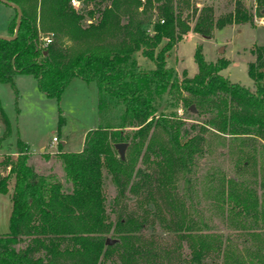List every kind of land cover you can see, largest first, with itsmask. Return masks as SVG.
Listing matches in <instances>:
<instances>
[{
  "label": "trees",
  "instance_id": "trees-1",
  "mask_svg": "<svg viewBox=\"0 0 264 264\" xmlns=\"http://www.w3.org/2000/svg\"><path fill=\"white\" fill-rule=\"evenodd\" d=\"M7 1L21 18L16 36L0 39V83L14 88L16 74L31 75L45 97L57 100L72 78L94 81L97 127L86 131L80 150L54 152L68 191L53 175L36 172L17 140V157L6 159L0 177L11 206L0 264H264V47L252 49L246 63L250 86L228 80L220 73L227 61L205 59L198 45L194 75L178 79L167 64L187 32L211 38L232 24L252 25L264 0H254V8L249 0H226L228 9L218 15L207 0H147L141 9L138 0H81L79 9L68 0ZM15 19L12 9L8 36ZM39 32H51V43L43 46ZM137 53L150 68L137 62ZM179 105L201 121L176 115ZM0 123L7 136L1 106ZM206 133L228 138L229 153L236 152L233 174L202 160ZM120 143L123 158L114 149ZM104 171L115 199L125 193L136 199L115 221L106 218ZM197 192L226 218L238 217L254 251L243 255L222 235L200 229L190 200ZM152 207L163 233L175 234L187 255L167 249L160 236L145 237L146 226L155 224L148 219ZM106 233L112 244H105Z\"/></svg>",
  "mask_w": 264,
  "mask_h": 264
},
{
  "label": "rangeland",
  "instance_id": "rangeland-1",
  "mask_svg": "<svg viewBox=\"0 0 264 264\" xmlns=\"http://www.w3.org/2000/svg\"><path fill=\"white\" fill-rule=\"evenodd\" d=\"M207 1L215 2V15L228 9L226 0ZM249 1L252 2V8H254V0ZM7 11H9L8 7L0 2V36L6 34ZM153 18L154 14L144 19L145 26ZM47 33L39 32V39ZM212 35L211 38H204L193 32H187L183 39L169 51L168 66L175 71L178 79L184 75H194L197 68L193 59V51L198 45L205 59L213 61L216 57L221 56L227 61L225 68L220 73L228 80L250 86L252 83L247 74L246 63L254 57L252 49L256 46L264 47V26L254 20L252 25L232 24L223 29L215 30ZM220 48L221 52L219 51ZM136 57L137 62L142 66L150 68L152 65L151 61L139 53ZM13 82L14 88H11L7 83H0V106L10 124L9 134L5 136L0 123V177L5 176L8 170L6 159L14 160L17 157L15 154L17 140H23L27 144L29 162L35 171L53 175L54 179L60 182L62 188L66 191L70 190L69 183L64 179V173L59 161L54 156V152L57 148L66 152L80 150L86 131L97 127L94 81L84 82L77 77L72 78L57 100L45 97L36 88L35 79L31 75L18 73L13 77ZM183 110V106L179 105L176 115L188 122L201 121V118H197L195 115L183 114ZM53 136L58 140L52 141ZM62 142L64 143L62 144ZM228 145V138L220 139L206 133L205 153L202 160H206L213 169H222L226 174H233L231 163L236 158V152L230 154ZM137 166L144 167L140 162ZM103 175L102 187L105 195L106 218L115 221L121 207H125L126 210L124 211L126 212L131 211L136 206V199L128 193H125L120 199H115L117 196L116 188L105 171ZM243 176V178L249 179L250 172L247 171ZM11 184L12 178L8 182L9 189H11ZM190 200L195 210L193 217L196 221L199 220L198 225L201 230L222 235L229 241V246L239 250L243 255L255 250V244L249 240L245 234V229H240L236 224L238 217L226 218L225 212H221L212 206L209 199H203L200 192L192 193ZM185 201L188 203L186 199ZM10 207L9 193H0V233L7 229L6 221ZM153 211L154 207H152L148 219L158 220ZM143 234L147 238L160 236L164 246L171 251L174 250L176 254L187 255L188 253L185 244L179 242L175 234L163 233L157 221H155L154 226H146ZM105 237L114 238L111 233H106ZM217 263L219 262L215 261V264Z\"/></svg>",
  "mask_w": 264,
  "mask_h": 264
},
{
  "label": "water",
  "instance_id": "water-1",
  "mask_svg": "<svg viewBox=\"0 0 264 264\" xmlns=\"http://www.w3.org/2000/svg\"><path fill=\"white\" fill-rule=\"evenodd\" d=\"M0 2L8 5L9 7H12L15 10V12H16V19H15L16 26H15L13 34L11 36H8V35L0 36V39L1 38L12 39L17 34V29H18V26L20 24L19 21H20V18H21V9L17 5L9 3L7 0H0ZM262 15H264V9L262 10ZM219 51L221 52V48L219 49ZM189 110H193V107L190 106ZM125 147H126L125 143H120V144H115L114 145V149H115L116 153H118L120 158H123V156H124L123 152H124ZM112 243H113L112 239L106 238L105 244H112Z\"/></svg>",
  "mask_w": 264,
  "mask_h": 264
},
{
  "label": "built area",
  "instance_id": "built-area-1",
  "mask_svg": "<svg viewBox=\"0 0 264 264\" xmlns=\"http://www.w3.org/2000/svg\"><path fill=\"white\" fill-rule=\"evenodd\" d=\"M146 1L147 0H138V4H140V7L139 9H141L145 4H146ZM68 4L71 5L74 9H79L82 5V2L81 0H68ZM254 17V20L257 21L261 26H264V15H261V16H253ZM88 22V20H87ZM153 20L151 19L150 23L152 24ZM160 22H163L162 20H160ZM151 30V25L149 26V28L146 30V32H150ZM52 33H47L45 34L44 36H41L40 37V40L42 42V45L43 46H46L48 44L51 43L52 41ZM58 139L55 138L53 136V140L52 141H57ZM16 154V153H15Z\"/></svg>",
  "mask_w": 264,
  "mask_h": 264
},
{
  "label": "crops",
  "instance_id": "crops-1",
  "mask_svg": "<svg viewBox=\"0 0 264 264\" xmlns=\"http://www.w3.org/2000/svg\"><path fill=\"white\" fill-rule=\"evenodd\" d=\"M1 3H2V2H1ZM3 4H4V3H3ZM5 6L8 7V10H9V11H7V13H6V15H7V16H6V22H7V17L11 14L13 8H12V7H9V6L6 5V4H5ZM10 8H11V10H10ZM5 35H7V28H6V34H5ZM21 141H23V140H21ZM23 143H25V142L23 141ZM63 143H64V142H62V144H63ZM25 144H26V143H25ZM26 145H27V144H26ZM41 151H43V150L41 149ZM30 154H31V153H30Z\"/></svg>",
  "mask_w": 264,
  "mask_h": 264
}]
</instances>
